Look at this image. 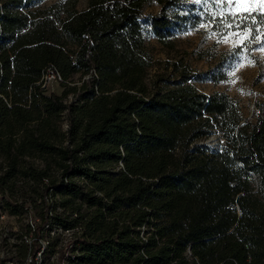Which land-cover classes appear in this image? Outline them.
<instances>
[{
  "label": "trees",
  "instance_id": "trees-1",
  "mask_svg": "<svg viewBox=\"0 0 264 264\" xmlns=\"http://www.w3.org/2000/svg\"><path fill=\"white\" fill-rule=\"evenodd\" d=\"M30 1L0 0V188L52 199L37 216L80 229L79 264H264V113L243 119L184 82L148 87L139 18L153 0ZM154 1L168 46L181 0ZM48 67L61 93L42 87Z\"/></svg>",
  "mask_w": 264,
  "mask_h": 264
},
{
  "label": "rangeland",
  "instance_id": "rangeland-1",
  "mask_svg": "<svg viewBox=\"0 0 264 264\" xmlns=\"http://www.w3.org/2000/svg\"><path fill=\"white\" fill-rule=\"evenodd\" d=\"M60 1L64 0H31L22 10L42 9ZM87 4L88 0H77L76 9L85 10ZM245 7L247 5H241L240 10ZM160 10L161 6L153 0L143 7L139 18L144 44L151 57L146 75L149 88L165 89L184 82L206 95L228 96L238 104L243 119L252 121L259 111L264 113V26L245 21L251 35L244 38V25L236 26L237 22L228 15V7L222 0H181L167 11L168 15L177 14V17L163 32L169 40V45L165 46L159 42L151 25V18ZM228 22H231L230 27ZM87 78L76 74L71 79L72 85H79ZM48 90L61 93L62 88L53 83ZM72 98L70 94L67 100ZM217 141L222 139L216 132L199 144L213 145ZM34 165L42 167L38 161ZM32 186L35 188L32 182L21 185L15 198L33 199ZM55 199L58 204L62 197Z\"/></svg>",
  "mask_w": 264,
  "mask_h": 264
},
{
  "label": "built area",
  "instance_id": "built-area-1",
  "mask_svg": "<svg viewBox=\"0 0 264 264\" xmlns=\"http://www.w3.org/2000/svg\"><path fill=\"white\" fill-rule=\"evenodd\" d=\"M60 81V75L48 67L40 83L42 87H47ZM23 184L18 181L16 187ZM52 203L53 200L47 197H38L33 201L15 198L7 189L0 188V264H79L76 258L79 253L72 250V246L81 234L80 229H64L61 226L50 229L48 225L42 226L37 216L35 206ZM48 215L54 216L51 208ZM140 254L145 256L144 249Z\"/></svg>",
  "mask_w": 264,
  "mask_h": 264
},
{
  "label": "snow or ice",
  "instance_id": "snow-or-ice-1",
  "mask_svg": "<svg viewBox=\"0 0 264 264\" xmlns=\"http://www.w3.org/2000/svg\"><path fill=\"white\" fill-rule=\"evenodd\" d=\"M228 7V15L233 17L237 22L236 26L244 25V38L251 35L250 26L244 24L245 21L258 23L264 26V0H222ZM241 5H247L243 10H240ZM227 26H231L228 22ZM259 39V37H257Z\"/></svg>",
  "mask_w": 264,
  "mask_h": 264
}]
</instances>
